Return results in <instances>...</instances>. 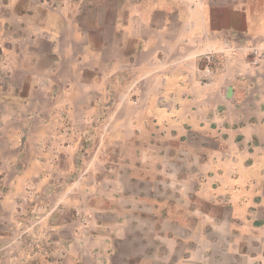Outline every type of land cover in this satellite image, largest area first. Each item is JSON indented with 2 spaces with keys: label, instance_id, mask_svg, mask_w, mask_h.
<instances>
[{
  "label": "crops",
  "instance_id": "crops-1",
  "mask_svg": "<svg viewBox=\"0 0 264 264\" xmlns=\"http://www.w3.org/2000/svg\"><path fill=\"white\" fill-rule=\"evenodd\" d=\"M106 5H113L116 42L106 40L98 25L100 37L81 23L92 8L101 6L105 15ZM0 15H7L2 29L8 45L0 44L4 91L21 104L6 115L20 123L24 153L0 195V221L21 224L23 238H37L38 250L34 255L30 250L28 263L155 259L157 253L150 258L136 248H142L144 227L155 229L164 220L152 206L144 213L104 200L109 192L102 187L103 174H94L91 165L114 162L96 155L79 166L75 155L82 138L71 137L85 130L98 112L97 101L108 99L109 85L120 74L127 82L119 85L114 110L101 124L103 143L125 146L133 121L141 133L168 132L169 144L189 133L228 132L246 148L242 157L232 158L233 176L241 190L244 186L236 209L264 213V0H225L219 6L211 0H0ZM143 81L150 85L147 92L139 88ZM129 105L133 119L127 123L122 110ZM92 197H100V207ZM20 207L27 213L24 221ZM236 222L242 237L264 238V220ZM153 232L150 240L171 241ZM256 259L264 264V252Z\"/></svg>",
  "mask_w": 264,
  "mask_h": 264
},
{
  "label": "rangeland",
  "instance_id": "rangeland-1",
  "mask_svg": "<svg viewBox=\"0 0 264 264\" xmlns=\"http://www.w3.org/2000/svg\"><path fill=\"white\" fill-rule=\"evenodd\" d=\"M224 2L225 0H211L213 6ZM106 7L105 15L101 6L99 9L92 8L89 15L81 19V23L85 29L94 27L95 30L92 29L95 36L100 37L99 31L96 32L98 25L106 33V40L116 42L120 36L113 35L112 31L115 17L113 5ZM4 17L7 15H0V44L7 46L8 38L2 29ZM19 31V27L14 29L15 33ZM41 45L44 48L47 46L45 43ZM36 53V49H31L32 55ZM126 78L127 76L120 74L113 79L107 91L108 99L103 104L100 99L97 101V114L84 124L83 132L72 134L71 137L75 140L82 138V144L75 155L78 163L82 161L79 166L84 167L85 162L96 155L105 158V161L114 162L109 165L107 162L91 165L97 168H91L95 171L94 174H103L102 187H107L104 191L109 192L104 200L144 213L149 210H145V207L152 206L150 210L156 213L159 220H164L155 229L145 226L140 233L144 242L142 248H136V251H142L150 258L157 253L155 259L144 264H261L256 258L264 252V244H261V239L264 238L242 237L241 228L236 221L245 218L263 221L264 213L240 212L236 209V199L241 189L238 186L239 178L233 176L237 171L233 159L242 157L246 148L237 146L228 132L219 131L216 136H213L214 132H209L202 137L189 133L187 137L181 138L182 142L169 144L168 132L154 134L150 129L141 133L136 130L139 122L133 121V125L125 130V135L130 140L125 146L102 142L101 124L106 122L107 113L113 112L116 96L122 92L119 85L127 82ZM128 85L126 83L125 86ZM5 86L4 76L0 73V195L8 188L14 172L21 168L17 159L24 156L20 123L6 115V111L16 112L21 109V104H13V99L8 98L9 95L4 91ZM148 87L150 85L145 81L139 85L144 92H147ZM132 110V105L127 106L125 111L122 110L127 123L133 119ZM111 120L112 123L113 119ZM60 164L61 168H65L63 162ZM51 169L54 171V168ZM85 184L88 182L83 183V186ZM241 191H244V186ZM86 198L89 199L88 196ZM93 199L97 207H100V197H92L91 200ZM24 211L22 207L19 208L20 221L27 218ZM1 221L0 264H30L27 259L30 260L31 251L34 255L38 250L37 238L32 234L30 239L23 238L27 232L23 233L21 224L14 228ZM153 230L158 233V237L169 238L171 241L150 240L155 235ZM169 245L177 246L170 250Z\"/></svg>",
  "mask_w": 264,
  "mask_h": 264
}]
</instances>
